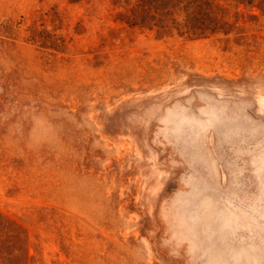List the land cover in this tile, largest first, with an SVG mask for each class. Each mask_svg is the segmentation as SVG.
<instances>
[{"label": "rangeland", "instance_id": "rangeland-1", "mask_svg": "<svg viewBox=\"0 0 264 264\" xmlns=\"http://www.w3.org/2000/svg\"><path fill=\"white\" fill-rule=\"evenodd\" d=\"M0 264H264V0H0Z\"/></svg>", "mask_w": 264, "mask_h": 264}, {"label": "trees", "instance_id": "trees-1", "mask_svg": "<svg viewBox=\"0 0 264 264\" xmlns=\"http://www.w3.org/2000/svg\"><path fill=\"white\" fill-rule=\"evenodd\" d=\"M194 36H196V35H194ZM197 37V36H196Z\"/></svg>", "mask_w": 264, "mask_h": 264}]
</instances>
